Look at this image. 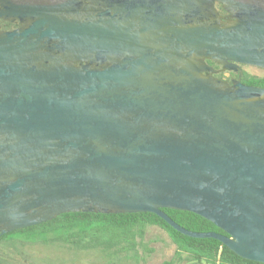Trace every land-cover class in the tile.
Returning <instances> with one entry per match:
<instances>
[{"label": "water", "instance_id": "water-1", "mask_svg": "<svg viewBox=\"0 0 264 264\" xmlns=\"http://www.w3.org/2000/svg\"><path fill=\"white\" fill-rule=\"evenodd\" d=\"M0 20L20 25L0 31V236L151 213L264 264V88L239 68L264 69V0H0Z\"/></svg>", "mask_w": 264, "mask_h": 264}, {"label": "trees", "instance_id": "trees-1", "mask_svg": "<svg viewBox=\"0 0 264 264\" xmlns=\"http://www.w3.org/2000/svg\"><path fill=\"white\" fill-rule=\"evenodd\" d=\"M243 82L248 86L264 88V77L245 74ZM162 211L186 230L224 234L213 223L191 212L171 209H162ZM146 226L163 230L176 247L173 257L161 264H260L237 256L215 239L184 236L151 213L62 214L52 221L1 235L0 243H11L13 246H15L14 243L30 246L39 243L42 245L62 243L67 245V248L92 250L106 264L127 263L130 259L139 263L141 259L135 253L137 242L134 231L139 229V235H142L141 230ZM13 235L19 238H13ZM127 252H133L134 256L125 255ZM25 255L22 260L26 264H33L30 256ZM2 261L5 264L16 262L14 258L0 260V264H3Z\"/></svg>", "mask_w": 264, "mask_h": 264}, {"label": "rangeland", "instance_id": "rangeland-1", "mask_svg": "<svg viewBox=\"0 0 264 264\" xmlns=\"http://www.w3.org/2000/svg\"><path fill=\"white\" fill-rule=\"evenodd\" d=\"M242 72L253 77H263L264 70L255 66L243 65ZM135 230L137 242L136 255L141 259V262L136 263L132 259L118 264H161L165 260L173 257L175 245L171 242L167 234L154 226H146L141 230ZM13 238L18 239L19 236L13 235ZM0 243V260H8L14 258L15 264H26L22 257L29 255L33 260V264H106L101 260L99 255H96L92 250H80L72 247L67 248V245L62 243H50L42 245H22L21 243ZM15 247V248H14ZM124 258V254H122ZM125 255L134 256L133 252H127ZM10 261V260H9ZM5 264L4 261H2ZM13 262V261H10Z\"/></svg>", "mask_w": 264, "mask_h": 264}, {"label": "flooded vegetation", "instance_id": "flooded-vegetation-1", "mask_svg": "<svg viewBox=\"0 0 264 264\" xmlns=\"http://www.w3.org/2000/svg\"><path fill=\"white\" fill-rule=\"evenodd\" d=\"M215 8L218 12V16H219L218 19L220 22L227 23L229 20H231L230 14L227 13L226 11H224V9L222 8V5L220 3H216ZM207 22H211V21L208 20ZM18 27H20V25L17 21L16 22H8V21L0 20V31H9V30L16 29ZM206 63L212 67V69L214 71L212 73V76L216 80L224 81V82L229 83V85H232V82L238 79V72L223 71L222 67L220 65L215 64L214 62L209 61V60H207ZM241 66H243V65L239 64L240 69H241ZM208 74H209L208 72L203 73V75H208ZM244 75H245V73L242 72L241 82L243 84H245V82H243Z\"/></svg>", "mask_w": 264, "mask_h": 264}]
</instances>
